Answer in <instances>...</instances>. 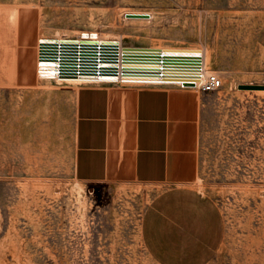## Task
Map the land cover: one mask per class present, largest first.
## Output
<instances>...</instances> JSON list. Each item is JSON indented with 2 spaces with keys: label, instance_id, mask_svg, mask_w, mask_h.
I'll list each match as a JSON object with an SVG mask.
<instances>
[{
  "label": "rangeland",
  "instance_id": "obj_1",
  "mask_svg": "<svg viewBox=\"0 0 264 264\" xmlns=\"http://www.w3.org/2000/svg\"><path fill=\"white\" fill-rule=\"evenodd\" d=\"M88 32L222 77L189 91L170 179L74 177L84 82L38 77L37 43ZM0 264H264V0H0Z\"/></svg>",
  "mask_w": 264,
  "mask_h": 264
},
{
  "label": "crops",
  "instance_id": "obj_2",
  "mask_svg": "<svg viewBox=\"0 0 264 264\" xmlns=\"http://www.w3.org/2000/svg\"><path fill=\"white\" fill-rule=\"evenodd\" d=\"M74 91L77 180L159 183L176 174L178 116L197 90L103 82Z\"/></svg>",
  "mask_w": 264,
  "mask_h": 264
},
{
  "label": "bare ground",
  "instance_id": "obj_3",
  "mask_svg": "<svg viewBox=\"0 0 264 264\" xmlns=\"http://www.w3.org/2000/svg\"><path fill=\"white\" fill-rule=\"evenodd\" d=\"M151 16L150 13V17L147 19H150ZM87 37L95 36L83 33L75 42L77 45L65 47H41L39 39L36 60L38 77L61 82L73 78L84 83H101L95 80L96 74L101 73L114 77L123 72L136 84H149L161 79L160 68L196 63L201 50L197 47L180 46H129L125 48L127 51L125 56L98 55L94 51L96 49L92 47H95L96 43H100L103 40L102 37L97 35L96 41L85 40L84 38ZM81 45L85 48L82 49Z\"/></svg>",
  "mask_w": 264,
  "mask_h": 264
},
{
  "label": "built area",
  "instance_id": "obj_4",
  "mask_svg": "<svg viewBox=\"0 0 264 264\" xmlns=\"http://www.w3.org/2000/svg\"><path fill=\"white\" fill-rule=\"evenodd\" d=\"M89 33V32H88ZM91 35L95 37H87L85 40H97V33L90 32ZM101 37V36H100ZM79 38H66V37H57V38H42L40 39L39 45L41 47H65L71 45H77ZM100 43H96L95 47H92L96 53L101 55H117V56H125L126 47L119 39H109L103 38ZM47 40H53L48 42ZM86 45V44H84ZM81 48L85 47L81 45ZM84 52V50H81ZM93 51V52H94ZM160 80L154 83H149L152 85H173L180 88H192L199 92H214L219 90L223 86V79L219 75L218 72L210 70L206 66V53L203 49L200 50L198 61L192 64L178 65L172 66L170 68H160L159 69ZM104 72V70H101ZM95 80L103 83V82H115V83H136L135 81H131L130 78L126 77V74L121 72L118 73L114 77L103 75L101 73L96 74ZM72 81L80 82L79 80H74L73 78L69 79Z\"/></svg>",
  "mask_w": 264,
  "mask_h": 264
},
{
  "label": "water",
  "instance_id": "obj_5",
  "mask_svg": "<svg viewBox=\"0 0 264 264\" xmlns=\"http://www.w3.org/2000/svg\"><path fill=\"white\" fill-rule=\"evenodd\" d=\"M126 16L129 18H143V19H147L150 17L149 13H140V12H127Z\"/></svg>",
  "mask_w": 264,
  "mask_h": 264
}]
</instances>
